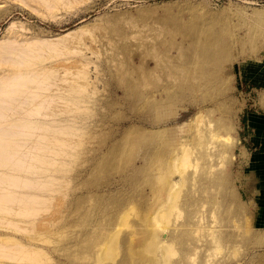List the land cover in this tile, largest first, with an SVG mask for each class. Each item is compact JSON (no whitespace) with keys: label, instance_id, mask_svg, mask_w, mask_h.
I'll return each instance as SVG.
<instances>
[{"label":"rangeland","instance_id":"rangeland-1","mask_svg":"<svg viewBox=\"0 0 264 264\" xmlns=\"http://www.w3.org/2000/svg\"><path fill=\"white\" fill-rule=\"evenodd\" d=\"M188 2L205 12L206 18L202 15L198 20L202 40L213 43L214 34L221 35V43L211 47L220 53V58L206 67L213 75L214 86L185 102L161 108L155 103L160 99L157 87L169 77L183 78L189 69L200 66L195 43L188 41L190 31L196 30L197 25L178 28L149 21L151 16L166 12L167 7ZM57 8L49 9L39 0H0V39L10 36L8 29L12 24L17 26L13 31L21 34H17L21 43L25 39L51 40L57 33L86 24L94 33L93 40L85 32L79 33L87 38L84 56L71 54L69 59H49L59 64L72 62L71 65L81 58L88 59L92 78L100 76V91L95 100L86 103L84 145L77 149L69 167L64 193L56 194L54 209L48 214V219L57 222L50 228L46 224L36 242L46 250L45 264L174 263L182 247L179 242L165 252L171 258L161 262L155 241L146 238L150 233L180 225L191 208L195 217L205 218L216 208L212 195L210 202L200 201L208 200L212 190L211 184L203 181L177 183L172 192L180 193L179 201L174 200V194L169 199L162 195L168 189V179L177 176L174 166L168 163L171 154L167 145L177 138V133L182 137L177 126L197 113L193 104L210 103L211 99L219 103H211L215 109L210 119L232 124L234 135L241 137L247 149L240 144L235 161L225 158L224 164L231 167L232 181L225 183L224 191L235 192L238 187L240 199L230 196L224 206H229L230 214L239 211L248 229L252 224L256 227L260 217L254 214H259L264 204L252 197L248 186L260 173L262 162L259 164L258 159L264 151L256 152L254 141L244 135L243 123L248 113L264 114V0H81ZM166 30L174 45L165 41L163 48H152L158 32ZM138 46L146 48V52L140 56L134 53L130 70L116 71L114 58L122 60L136 52ZM139 57L151 66L145 69ZM171 61L186 67L169 75ZM130 122L138 126L127 136L124 129ZM147 147H151V153ZM185 169L196 178L202 172L200 162ZM192 196L195 202L199 200L198 208L191 203ZM154 209L158 219H150V210ZM220 211L215 219L223 215L224 209ZM260 222L264 223V219ZM191 231L192 236L193 232L199 233L197 229ZM224 252L220 248L210 264H229V260L232 264H264V244L255 240L233 246L228 261H222ZM244 255L246 258L240 261ZM193 263L200 264V257L196 256Z\"/></svg>","mask_w":264,"mask_h":264},{"label":"bare ground","instance_id":"bare-ground-1","mask_svg":"<svg viewBox=\"0 0 264 264\" xmlns=\"http://www.w3.org/2000/svg\"><path fill=\"white\" fill-rule=\"evenodd\" d=\"M39 1L54 10L81 0ZM204 13L201 7L188 2L167 7L166 12L151 16L149 22L152 24L178 28L197 25L196 30L190 31L188 41L195 43L194 52L200 59V66L189 69L183 78L169 77L157 87L160 99L155 103L161 108L185 102L214 86L213 75L206 67L220 58V53L211 47L221 43V35L215 33L213 43L202 40L198 20L202 15L206 18ZM205 26L203 23L202 27ZM15 27L12 24L8 29L10 36L4 35L0 39V264H45L46 250L36 242L40 241V233L44 232L46 224L50 228L57 222V219H48L51 217L48 214L54 209L56 194L64 193L62 189L70 178L69 167L77 149L84 145L86 103L97 98L100 76L92 78L90 61L86 58L72 65V62L59 64L49 61L57 56H67L66 59L71 54L84 56L83 45L87 38H94L89 25L57 33L51 40L30 42L25 39L22 43L17 36L21 34L13 31ZM81 31L88 37L79 36ZM167 32H158L152 48H163L165 41L173 43L168 38L171 34ZM145 49L138 46L136 52L129 53L126 58H114L115 70H130V59L134 53L140 56L146 52ZM142 64L145 69L151 66L145 61ZM168 66L169 75L186 67L174 61ZM220 88L224 91V87ZM211 103L216 105L219 101L211 99L210 103H191L198 108L197 113L177 126L183 132L182 137L177 133V138L167 145L171 154L168 163L174 166L177 176L168 179V189L162 195L169 199L174 194V186L181 181H203L211 184L212 190L208 200L200 201L210 202L212 195L216 208L206 218L195 217L191 208L180 225L161 230V233H150L146 241H155L161 252L158 256L161 262L171 258L172 255L166 257L165 252L177 242L182 247L178 249L179 257L174 263L171 261L172 264H194L196 256L200 257V264H210L220 248L225 251L222 261H228L232 247L238 243L255 240L264 244V223L260 222L264 219L262 213L258 211V215L255 212L254 217L259 216V222L256 227L252 224L248 229L245 219H240L242 215L239 211L230 214L229 206H224L230 196L239 198L238 187L235 192L232 189L224 191L225 183L232 181L231 167L226 166L224 161L225 158L235 161L236 149L241 146L242 140L234 135L232 124L210 119L215 109ZM137 126L130 122L124 129L125 135L129 136ZM147 151L151 153V147H147ZM242 155L247 158L244 151ZM198 162L202 172L196 175L197 178L194 175L191 177L192 173H187L185 168ZM192 197L191 203H196L198 208L199 200L195 202V196ZM174 200H180V193L174 194ZM220 208L224 209L223 215L215 219ZM151 216H154L153 219L157 217L156 209L150 210V219ZM157 219L154 221L158 223ZM196 221L198 223L194 228ZM193 229L199 230V233L193 232L195 236L191 235ZM244 258L246 255L240 261ZM226 263L232 264L230 260Z\"/></svg>","mask_w":264,"mask_h":264},{"label":"crops","instance_id":"crops-1","mask_svg":"<svg viewBox=\"0 0 264 264\" xmlns=\"http://www.w3.org/2000/svg\"><path fill=\"white\" fill-rule=\"evenodd\" d=\"M243 125L245 131L244 135L250 137L251 140L254 141L253 143L256 148V152H259V150L264 151V114H256L253 112L248 113V118L243 123ZM241 144L246 149V146L243 143V141ZM258 163L259 164L261 163L260 167L258 168L259 169L258 171L260 173L256 176L254 183L251 185L252 188L250 187V185L248 187L250 191L252 190V197L255 199L258 198L259 200L258 203L263 205L264 204V154L263 156L260 157V159H258ZM255 164H257V161ZM260 209L261 210L259 213H262L261 217L264 218V211H263L264 207L260 206Z\"/></svg>","mask_w":264,"mask_h":264}]
</instances>
